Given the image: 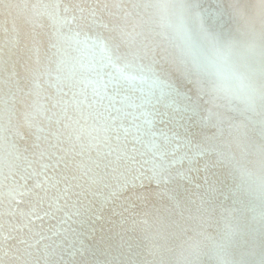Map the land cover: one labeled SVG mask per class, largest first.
Wrapping results in <instances>:
<instances>
[{
    "label": "bare ground",
    "instance_id": "obj_1",
    "mask_svg": "<svg viewBox=\"0 0 264 264\" xmlns=\"http://www.w3.org/2000/svg\"><path fill=\"white\" fill-rule=\"evenodd\" d=\"M156 3L0 0V264H48V247L69 228L87 249L70 257L75 264H264V3L168 0L166 9ZM93 9L103 11L86 25L82 17L91 21ZM125 11L132 15L124 18ZM121 39V53L135 54L127 60L152 65L180 95L133 68L124 71L135 80H117L126 62L113 50ZM191 101L199 105L192 119L186 109L169 107ZM155 112L164 115L148 117L151 132L172 138L169 152L181 157L194 144L205 150L191 182L167 184L175 199L147 179L150 172L134 180L139 165L117 157L150 158L143 120ZM34 143L68 154L75 194L51 209L47 202L33 208L35 215L21 218L27 227L12 233L18 239H6L20 223L9 209L16 206L15 182L28 168L24 157L36 166ZM129 189L147 198L135 200ZM16 201L28 211L21 197Z\"/></svg>",
    "mask_w": 264,
    "mask_h": 264
},
{
    "label": "snow or ice",
    "instance_id": "obj_2",
    "mask_svg": "<svg viewBox=\"0 0 264 264\" xmlns=\"http://www.w3.org/2000/svg\"><path fill=\"white\" fill-rule=\"evenodd\" d=\"M264 3V0H261ZM148 6V5H146ZM158 8L166 9L168 7V0H164L163 3L160 0H157L155 5ZM106 7V6H105ZM139 7L138 4H133V11ZM67 11V10H66ZM101 9H93L90 10L89 15L91 16V21L87 16L82 17L84 23L88 25L89 23L95 24L97 23V12H102ZM132 15V12L125 11L124 18ZM72 19H75L73 17ZM65 22H67V18H65ZM100 26L108 28V24H103L100 22ZM119 28V21H117L112 31H116ZM201 31H204L202 28ZM123 32L121 31V37L123 36ZM206 39H212L209 34L205 33ZM123 39L120 40L119 43L114 45V54L117 60H124V66L119 69V76L117 80H126V81H133L137 77L131 75L124 71L125 68H133L135 71L138 72H149L152 73L155 79V83H159L164 87L169 89V94L180 95L174 88H172L171 84L166 83L163 80H160L159 76L152 65H135L132 61L127 60L129 55L135 56L134 53H121V44H123ZM262 101H264V95L261 97ZM125 101L129 103L131 106H135L137 108L141 107L142 105H135L134 100L131 97H125ZM111 104V101H109ZM169 107L173 108V111H182L186 109L188 112L191 113L188 116V119H192L197 115V109L199 105L196 101H191L190 103L183 106V109L176 107L174 104L169 105ZM107 111V109H106ZM117 112H120V109H116ZM109 117L112 118L113 122H115V118L112 117V113L109 112ZM160 116L163 117V113L155 112V113H148V116H145L143 120V124L145 127V134L150 135V140L146 145L147 154H150L149 159H137V155L130 154L125 152L123 155L117 153L118 160L121 163H130L134 165H139L138 168L133 167L132 171L138 173L135 179H143L145 178V173L150 172L151 175L147 177L149 180H158L160 184L165 185L163 195H169L170 198H176V189H169L167 187L168 183H172L176 185V188L180 186L182 182H191L194 177L191 175L194 168L197 172L200 171L198 165V157L205 154V150L199 145L194 144L189 149V151L181 157H177L174 153L169 152L167 145L171 142L172 138L166 135L163 131L160 132L159 138L151 132L150 126L153 123L152 119H149L150 116ZM141 116H144V113H141ZM183 118V117H182ZM133 119H139V117H133ZM27 126L31 128L32 121L31 117H25ZM169 122H172V118L169 117ZM133 127L136 128L137 132L140 131V126L133 124ZM39 139V137H37ZM135 139L144 144V140L141 136L137 135ZM191 143V142H189ZM33 151L32 156L35 159V167H33V160H28L27 157L24 159L28 163V168L24 169L23 172L19 175V179L15 182V186L13 188V192L15 195L12 197V202L15 204V207L10 205L9 215L12 216L14 219L20 220L19 224H12L11 231L9 232L8 237L6 239L16 240L18 239L16 236H13L12 233L22 232L27 225L23 223V219L27 218L29 214L35 215V212L31 210L33 208H41L46 202L48 203L49 209H51L56 201L61 199L67 198L71 193V189L73 185L69 184V180L66 176L67 172L71 171L73 161H71L68 157L66 152L59 147L53 145L52 147L55 151H49L47 148L40 149L39 144H33ZM133 152H137V154L143 157L146 153L145 152H138V150L133 149ZM63 153V154H57ZM41 160H47L46 163L41 164ZM185 161L189 162V167H184ZM109 163H112L111 161ZM146 165H150L149 168H146ZM29 169H32L29 171ZM208 169V164H205V170ZM43 177V178H41ZM72 180L77 179L75 175L71 177ZM207 179V177H205ZM22 181V182H21ZM64 184L65 187L61 188L60 185ZM127 187V185H124ZM133 197L135 200H145L147 198L146 194L137 193L132 189ZM110 196L115 197L117 193H109ZM16 196L21 197L25 207L28 211H25L24 208L20 207V204L16 201ZM48 213H46L47 215ZM2 215V213H0ZM31 223V221H29ZM5 239L3 237V225H0V240ZM20 244L26 243L25 240L20 239L18 241ZM79 243V248L76 246ZM15 247V245H13ZM29 247H31L29 245ZM19 250V249H17ZM81 250L87 251L85 245L81 243L78 239V234L73 233L72 230L69 228L66 230L64 236L60 237V243L56 244L54 242V246H49L48 250L46 251L45 255L49 258L48 264H75V262L70 259L73 256L81 255ZM69 257L67 261L63 259H59L58 257Z\"/></svg>",
    "mask_w": 264,
    "mask_h": 264
}]
</instances>
